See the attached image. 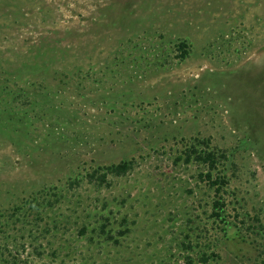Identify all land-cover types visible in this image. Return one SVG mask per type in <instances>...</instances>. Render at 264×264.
Wrapping results in <instances>:
<instances>
[{
    "label": "rangeland",
    "instance_id": "rangeland-1",
    "mask_svg": "<svg viewBox=\"0 0 264 264\" xmlns=\"http://www.w3.org/2000/svg\"><path fill=\"white\" fill-rule=\"evenodd\" d=\"M0 264H264V0H0Z\"/></svg>",
    "mask_w": 264,
    "mask_h": 264
},
{
    "label": "trees",
    "instance_id": "trees-1",
    "mask_svg": "<svg viewBox=\"0 0 264 264\" xmlns=\"http://www.w3.org/2000/svg\"><path fill=\"white\" fill-rule=\"evenodd\" d=\"M179 57L184 59L188 54L187 45L185 42H180L178 44ZM200 144V143H199ZM218 153L207 150L204 148H199L196 144H191L186 150L184 151V161L186 163L190 161H194L198 164L204 165L207 167L208 171L202 176L205 181L212 187H215L216 190L220 189L221 184L225 183L223 177H218L213 179L211 175V171L215 170L220 162V157ZM132 168L131 162H122L115 165L107 166L103 168V171H93L87 174V178L89 181L96 182L99 185L108 184L107 176L109 174L115 176H121L126 174ZM206 261L205 258H203Z\"/></svg>",
    "mask_w": 264,
    "mask_h": 264
}]
</instances>
